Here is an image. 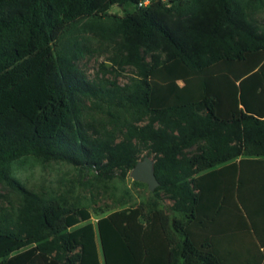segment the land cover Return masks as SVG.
Returning a JSON list of instances; mask_svg holds the SVG:
<instances>
[{
  "label": "trees",
  "instance_id": "1",
  "mask_svg": "<svg viewBox=\"0 0 264 264\" xmlns=\"http://www.w3.org/2000/svg\"><path fill=\"white\" fill-rule=\"evenodd\" d=\"M141 1L0 0V183L19 195L0 264H264V0ZM88 35L127 82L76 66ZM142 151L153 189L91 222L84 188H113ZM26 159L78 168L81 187H24Z\"/></svg>",
  "mask_w": 264,
  "mask_h": 264
},
{
  "label": "rangeland",
  "instance_id": "2",
  "mask_svg": "<svg viewBox=\"0 0 264 264\" xmlns=\"http://www.w3.org/2000/svg\"><path fill=\"white\" fill-rule=\"evenodd\" d=\"M132 7L131 4L111 5L108 8L109 13L121 15L125 10ZM255 21L264 28V11L256 15ZM85 44V50L77 58L75 64L87 79L102 80L106 83L116 82L123 84L128 81L132 74L130 67L121 69L111 65L109 60L110 47L98 43L91 36L81 43ZM85 121L91 123L95 129H99L104 114L98 108H95L89 101L85 102ZM140 158L134 168L130 169L122 179L115 178L111 183L113 188L98 187V185H87L83 190V194L89 200L90 221L95 222L99 215H103L118 209L121 202H125L124 206L136 204L141 196H147L155 186L152 178L151 163L152 156L142 151ZM12 175L24 187L43 193H58L63 190L72 189L78 192L81 187L78 185L80 171L78 168L62 161H49L47 163H39L35 160L26 159L16 164L13 168ZM90 173L87 172L83 179L89 178ZM133 181L144 182L146 188L136 185ZM19 195L17 192L5 183H0V207L10 208L18 202ZM166 204H170V200L164 198Z\"/></svg>",
  "mask_w": 264,
  "mask_h": 264
},
{
  "label": "built area",
  "instance_id": "3",
  "mask_svg": "<svg viewBox=\"0 0 264 264\" xmlns=\"http://www.w3.org/2000/svg\"><path fill=\"white\" fill-rule=\"evenodd\" d=\"M148 2V0H142L141 2H139L138 4H142V5H145L146 3Z\"/></svg>",
  "mask_w": 264,
  "mask_h": 264
},
{
  "label": "water",
  "instance_id": "4",
  "mask_svg": "<svg viewBox=\"0 0 264 264\" xmlns=\"http://www.w3.org/2000/svg\"><path fill=\"white\" fill-rule=\"evenodd\" d=\"M135 167V166H134ZM153 178V177H152Z\"/></svg>",
  "mask_w": 264,
  "mask_h": 264
}]
</instances>
